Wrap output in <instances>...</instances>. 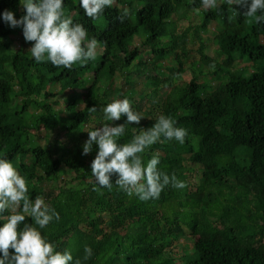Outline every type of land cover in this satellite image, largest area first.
Returning <instances> with one entry per match:
<instances>
[{
	"label": "trees",
	"instance_id": "16d2710c",
	"mask_svg": "<svg viewBox=\"0 0 264 264\" xmlns=\"http://www.w3.org/2000/svg\"><path fill=\"white\" fill-rule=\"evenodd\" d=\"M63 7L102 48L95 60L71 69L34 62L28 52L33 42L24 40L22 26L0 21V158L12 161L25 178L30 200L41 196L59 213L42 234L80 264H264V24L222 3L205 10L199 0H112L96 20L84 15L79 0H64ZM6 9L16 18L24 15L19 0H0V11ZM195 13H201L193 31L199 60L192 62L190 79L176 85L150 76L141 96L126 95L144 117L126 124L119 141L127 143L133 127L135 132L150 127L160 114L173 117L187 130L185 143L161 140L142 159L158 154V167L185 186H165L147 201L115 186L94 191L90 163L96 146L84 155L82 146L114 92L116 67L127 70L153 55L158 68L170 57L181 68L189 30L180 32L177 24ZM210 27L216 29L217 56L206 52L201 35ZM12 35L22 36L19 48ZM244 62H251L252 70H241ZM86 73H92V85L84 94L63 104L49 99L85 88ZM91 107L97 111L89 113ZM62 131L72 147L59 139L40 140L42 132ZM63 166L74 175L61 183ZM221 196L226 205L219 207ZM231 200L248 209L241 211ZM186 237L192 244L182 241ZM85 245L93 252L88 260Z\"/></svg>",
	"mask_w": 264,
	"mask_h": 264
},
{
	"label": "clouds",
	"instance_id": "9594fccd",
	"mask_svg": "<svg viewBox=\"0 0 264 264\" xmlns=\"http://www.w3.org/2000/svg\"><path fill=\"white\" fill-rule=\"evenodd\" d=\"M24 15L16 18L13 11H0V21L9 27L22 26L26 42H33L28 49L34 62H50L54 67L71 69L73 64L84 65L97 57L98 41L86 37V29L66 15L64 0H19ZM112 0H79L84 15L96 20ZM226 5L230 10L252 18L256 24H264V0H199L200 8L219 9ZM198 10V9H197ZM243 10V11H241ZM95 113L97 109H87ZM103 113L101 127L88 130V138L82 146V155L92 151L96 154L90 163L94 178L93 190L114 186L128 196L140 201L157 199L165 186L183 188L184 181L158 167L160 158L153 154L144 161L148 148L161 141L185 143L187 130L176 126L173 117L160 114L150 127H140L127 143H120L125 125L139 124L144 117L132 107L128 97L113 99L100 109ZM124 116L123 123H114ZM115 179H111V177ZM28 185L13 162L0 158V264H80L67 249L56 250L54 243L42 234L59 213L41 196L29 199ZM7 215H4L5 212ZM31 223L24 222L25 217ZM21 222H24L21 225ZM9 249L12 251L10 252ZM93 255L92 248L85 245L83 259Z\"/></svg>",
	"mask_w": 264,
	"mask_h": 264
},
{
	"label": "rangeland",
	"instance_id": "374dc122",
	"mask_svg": "<svg viewBox=\"0 0 264 264\" xmlns=\"http://www.w3.org/2000/svg\"><path fill=\"white\" fill-rule=\"evenodd\" d=\"M201 13H195L190 15L186 20L179 21L178 30L180 32L189 30V40L187 44L188 48V54L186 56H181L182 66L180 68V64H178L177 60L174 57H170L164 61H161V67L158 68V65L155 63V58L153 55H146L141 61L135 62V65L132 66L130 69H123L119 65L116 67V75L114 77V92L112 94H109L108 101L111 102L113 99H120L125 97L126 95H132V97L135 98V96H141V94L147 89L148 83H147V77H152L159 75V77L164 78L165 80L175 82L176 85L184 84L190 79V68H194V65H192V62L194 60H199V55L197 53L198 51V40L196 38H193L194 36V28L197 24L200 22ZM216 34V29L214 27H210L207 31H202L201 35L207 42V49L206 52L211 56H217L216 54V44L214 40V36ZM11 38L14 39L13 47L19 48L21 43V35H12ZM195 39V40H194ZM134 44H140V36H138L134 42ZM102 51L101 46L98 44L97 53H100ZM207 69V68H206ZM178 70H180L178 72ZM241 70H252L251 68V62H244L242 64ZM182 71H184L182 73ZM180 73V74H179ZM92 73H86L83 77V81L85 83V88H78L74 92L67 91L64 94H58L54 97H49V99L57 98L60 102V104H63L64 101L69 96H76V95H82L87 91V88L92 85V81L90 80ZM204 80H212V76H206ZM106 83V80L104 79L100 86L104 88ZM160 95H162L160 93ZM160 97V96H159ZM161 98V97H160ZM158 98V99H160ZM158 103L156 104V106ZM83 107V106H82ZM103 113L101 112L99 116L94 117L93 121L95 126L101 127L103 123H107V121H103L102 119ZM56 139H59L62 143H64L67 146L72 147L73 146V140L70 139L68 134H65L64 131H62L61 134H58L56 132H52L49 135H46L45 133H41L40 140L44 144H53ZM72 174L65 166L62 167V173L60 175L59 181L62 183L64 180H67L68 178H71ZM196 183V179H195ZM224 192V190H223ZM226 194L229 193L227 190L225 192ZM238 193V192H237ZM233 196L232 194H230ZM217 205L219 207L221 205H226L223 196L217 198ZM228 203H231L232 205H236V207H240L241 211L246 212L248 207L244 205L235 203L234 200L229 201ZM227 203V204H228ZM184 243L192 244L193 238L189 239V237H186L182 240Z\"/></svg>",
	"mask_w": 264,
	"mask_h": 264
}]
</instances>
